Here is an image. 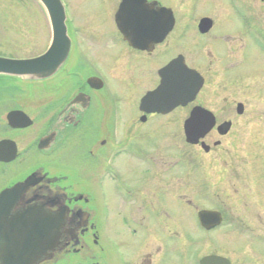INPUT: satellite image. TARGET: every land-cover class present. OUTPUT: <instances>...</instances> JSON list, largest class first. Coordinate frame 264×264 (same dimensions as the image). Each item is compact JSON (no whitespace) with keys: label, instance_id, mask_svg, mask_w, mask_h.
<instances>
[{"label":"flooded vegetation","instance_id":"1","mask_svg":"<svg viewBox=\"0 0 264 264\" xmlns=\"http://www.w3.org/2000/svg\"><path fill=\"white\" fill-rule=\"evenodd\" d=\"M226 1L234 14L238 0ZM121 2L112 24L79 28L67 16L70 48L53 76L30 80L0 75V143H6L0 147V194L32 174L40 179L19 199L10 216L42 208L58 217L60 245L37 264H178L174 238L192 232L217 239L224 232L237 237L233 256L214 243V250L192 264H202L210 257L224 259L210 264H261L264 229L252 228L249 216L227 207L250 204L256 211L250 213L264 225L259 207L264 206V154L251 149L240 154L238 146L240 137L247 145L253 137L248 126L256 118L246 115L251 103L235 96L214 106L204 94L212 78L218 79L215 83L221 89L236 94L245 77L253 78L252 69L262 71L264 67L251 65V57L239 53L236 31H214L220 22L210 16L194 23L188 17L181 21L174 8L161 0L146 2L156 13L160 8L172 12V30L161 42L152 36L140 42L141 48L135 47L116 23ZM158 23L153 22L157 38ZM50 45L37 56L45 54ZM174 61L184 73L194 71L201 78L200 92L166 115L144 110L142 99L160 86L161 72ZM240 67L245 69L236 73ZM137 88L145 90L140 100L124 105L126 91ZM196 109L212 113L215 124L192 144L185 126ZM16 111L28 116L31 125L12 127L8 115ZM224 124H229L226 134L220 130ZM174 139L183 142L182 165L179 159L175 161ZM118 160L143 164L140 185L124 180L115 165ZM30 161H34L32 167ZM16 165L28 169L17 176ZM112 194L116 206L109 202ZM113 208L121 221L118 227L109 223ZM191 210L197 212L196 217ZM202 211L217 215L208 222L214 227L201 224ZM122 234H127L129 243ZM158 237L168 238L167 248L155 259ZM246 243L254 255L244 254ZM200 246H207L204 238Z\"/></svg>","mask_w":264,"mask_h":264},{"label":"rangeland","instance_id":"2","mask_svg":"<svg viewBox=\"0 0 264 264\" xmlns=\"http://www.w3.org/2000/svg\"><path fill=\"white\" fill-rule=\"evenodd\" d=\"M120 1L121 0H62L67 16L69 19L70 16H72V19L75 20V26L79 28H85L86 26L96 27L107 22L112 24V21H114V14ZM161 1L164 4L166 3L170 7H173L177 17L181 21L188 17L194 23L198 21L201 16H210L220 22L214 31L223 33L236 31L234 36H236L239 45V53L243 52L251 57V65L255 64L256 67L257 64H262V67H264L263 1L238 0L235 2L238 6L234 14H230L231 10L229 8V3L226 0ZM50 42L51 28L49 26V19L43 6L37 0H0V57L10 59L34 57L42 53ZM244 69L241 70L240 67L236 73H241ZM252 70L254 71H252V74L250 75L253 78L245 77L243 81L246 82L238 84V87L235 90L236 94L228 88L221 89L217 86L215 81L218 79L216 78H212L204 94L205 100L211 102L210 104L214 106L221 104V102L226 100L230 101L235 96L237 100L244 99L251 103L250 108L248 109L250 112L246 115L256 118L254 120L255 124L248 126V130L252 128L251 134H253V137H250L251 140H248V145L245 144L246 141H241V137L239 138L238 146L241 150L240 154H245V149L246 151L251 149L252 152L255 151L258 154H264V68L262 71H258L255 68ZM254 82V85L259 89L254 86L252 87ZM222 90L224 91L222 92ZM144 92L145 90L141 88L130 91L127 90L122 98V101L125 102L124 105L128 106V102L132 100L139 101ZM181 114L183 117V113ZM239 126L242 127L241 125ZM124 136L127 137V134L122 132V137ZM171 142L175 147V161L179 159L180 164L182 165L183 142L178 139H174V141ZM163 152L164 155L165 153L167 154L166 151ZM161 153L162 151L159 152V155ZM30 164L32 167L34 161H30ZM115 165L119 168L124 180L131 182L132 184L140 185L142 180V169L140 167L143 165L142 163L137 161H124L121 164L118 160ZM27 169L28 168L26 167L22 168L17 165L15 166V171L18 172L17 176L24 174ZM109 202L113 206H116L118 203L115 202V196L113 194L110 196ZM230 206L238 208L241 212L249 216L250 224L253 225L252 228L258 230L264 229L262 221L254 217L255 214L250 213L252 211L256 213V211L252 210L250 204L244 205L241 203H234L227 205V207ZM259 207H261L260 213L264 220V206L261 205ZM115 211V208L111 210L112 215L109 223H116V225L112 226L118 227L119 224H121V221L117 218ZM191 211L196 217L197 212L194 210ZM193 225L192 227H194ZM225 228L227 227H224L222 232H224ZM119 229H121V227H119ZM224 233H222L221 237H218V239L211 235L204 236V234L200 232H192L191 235L186 237H175L174 260L177 261L178 264H183L184 261L190 260L192 264L194 259L198 261V259L206 254L208 250H214V243H217L216 245L218 249L226 248V250L222 249L223 253L233 256L234 252L232 251V248L237 244V237L233 236L234 234L227 235ZM126 235L127 234H122V238L124 237L123 239L125 243H129L127 241L128 239L125 237ZM136 236L137 235H135V237ZM203 238L207 246L201 248L200 243ZM220 239L222 243L220 242ZM241 239L242 238L239 237L238 242H240ZM167 240L168 238L165 237L157 238V243L155 245L158 246L159 255L155 259H160L162 250L167 248ZM244 240H249V238L244 237ZM210 241L212 243H210ZM162 243L164 244V247ZM130 244L134 245V243ZM249 244L250 243H246L245 251L247 253L244 254H249L251 256L254 255V250L249 248ZM126 256L128 257V255ZM234 258L236 259V257ZM259 263L264 264V261ZM250 264L253 263L250 262Z\"/></svg>","mask_w":264,"mask_h":264},{"label":"water","instance_id":"3","mask_svg":"<svg viewBox=\"0 0 264 264\" xmlns=\"http://www.w3.org/2000/svg\"><path fill=\"white\" fill-rule=\"evenodd\" d=\"M38 1L47 13L52 31L49 49L45 54L29 59L0 57V75L42 80L53 76L65 61L70 48L65 6L62 0ZM156 21L159 22L158 38L157 33L153 35V22ZM204 21L210 22L208 19ZM173 22L174 17L170 10L160 8L156 13L153 5L147 4L146 0H122L116 15V23L120 31L135 47H140L142 40L145 41L152 36L155 41L161 42L172 30ZM161 78L160 86L142 99V107L150 113L165 115L184 106L196 98L203 85L201 78L194 71L187 70V73H184L180 70L178 61L166 67L161 72ZM199 117L200 119H197ZM19 120H22V123ZM8 121L12 127L16 128L31 125V120L21 112L10 113ZM214 124L212 113L204 109H196L185 126L188 141L197 144ZM228 126L229 124L222 126L220 129L222 134L228 132ZM43 142L44 140H41L39 144L40 149L43 147ZM3 145L6 143H0V147ZM39 180L35 174H32L0 194V259L2 264H37L41 259L51 257L52 252L60 245V223L57 216L45 212L42 208H31L16 216H10L19 199ZM213 217L217 218L213 212L199 213L200 222L206 228L215 226L208 225ZM219 222L220 219L216 223ZM223 260L210 257L204 259L202 264L217 263Z\"/></svg>","mask_w":264,"mask_h":264}]
</instances>
